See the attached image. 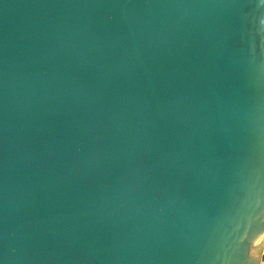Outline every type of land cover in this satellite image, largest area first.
Here are the masks:
<instances>
[{
    "label": "water",
    "instance_id": "1",
    "mask_svg": "<svg viewBox=\"0 0 264 264\" xmlns=\"http://www.w3.org/2000/svg\"><path fill=\"white\" fill-rule=\"evenodd\" d=\"M263 245L261 0H0V264Z\"/></svg>",
    "mask_w": 264,
    "mask_h": 264
},
{
    "label": "built area",
    "instance_id": "2",
    "mask_svg": "<svg viewBox=\"0 0 264 264\" xmlns=\"http://www.w3.org/2000/svg\"><path fill=\"white\" fill-rule=\"evenodd\" d=\"M261 264H264V245H263V255H262Z\"/></svg>",
    "mask_w": 264,
    "mask_h": 264
},
{
    "label": "snow or ice",
    "instance_id": "3",
    "mask_svg": "<svg viewBox=\"0 0 264 264\" xmlns=\"http://www.w3.org/2000/svg\"><path fill=\"white\" fill-rule=\"evenodd\" d=\"M262 3H264V0H261Z\"/></svg>",
    "mask_w": 264,
    "mask_h": 264
}]
</instances>
